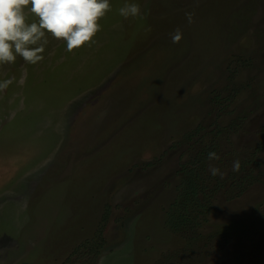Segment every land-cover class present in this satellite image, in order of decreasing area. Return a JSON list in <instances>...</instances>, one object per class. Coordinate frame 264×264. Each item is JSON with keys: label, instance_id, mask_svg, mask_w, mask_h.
Returning <instances> with one entry per match:
<instances>
[{"label": "rangeland", "instance_id": "obj_1", "mask_svg": "<svg viewBox=\"0 0 264 264\" xmlns=\"http://www.w3.org/2000/svg\"><path fill=\"white\" fill-rule=\"evenodd\" d=\"M110 3L91 44L0 65V264H264V153L230 191L264 142V0ZM195 156L216 231L198 242L166 226Z\"/></svg>", "mask_w": 264, "mask_h": 264}, {"label": "clouds", "instance_id": "obj_2", "mask_svg": "<svg viewBox=\"0 0 264 264\" xmlns=\"http://www.w3.org/2000/svg\"><path fill=\"white\" fill-rule=\"evenodd\" d=\"M110 0H0V65L14 64L17 57L26 64L35 65L44 60L43 53L49 44L48 37L63 41L67 52H73L91 44L101 31L99 23L111 11ZM118 14L145 19L141 6L125 3ZM189 23L194 13L186 12ZM173 43H180L183 33L180 28L170 34ZM11 81H0V90ZM208 159L219 160L216 152ZM239 159L233 161L232 170L239 172ZM212 176L224 177L218 167L210 166Z\"/></svg>", "mask_w": 264, "mask_h": 264}, {"label": "trees", "instance_id": "obj_3", "mask_svg": "<svg viewBox=\"0 0 264 264\" xmlns=\"http://www.w3.org/2000/svg\"><path fill=\"white\" fill-rule=\"evenodd\" d=\"M255 152L252 154L251 158L239 160L241 163L240 171H245L239 178L232 179L230 191H232L233 194H241L246 188L260 181L257 176L254 175L252 169L256 168L258 164V156L256 157V155L258 153H264V142L255 147ZM202 160L201 156H195L188 163L182 164L180 171L183 176L179 187V196L176 202L171 205V209L166 217V226L169 230L177 234L185 235L186 233V235H194L192 239L194 242H198V239L201 240L203 237L208 240L212 239L210 236L216 233V231L204 232L207 227L205 216H208L209 212L204 210L206 206L200 198L201 186H203V183H201L203 180L202 172L205 169V166H202ZM222 187L223 186L219 187V190H221ZM232 192H230L231 195H233ZM225 229L226 228H222V230ZM97 242L99 246V244L103 242L102 237L97 236L90 250H88V243L81 247L84 248L85 252L92 253L97 246ZM205 247H207V244ZM68 263L70 264V262Z\"/></svg>", "mask_w": 264, "mask_h": 264}]
</instances>
